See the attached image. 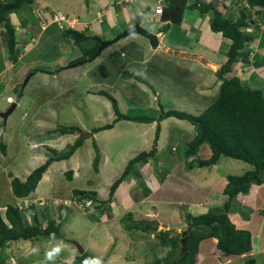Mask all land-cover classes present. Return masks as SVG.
Segmentation results:
<instances>
[{"label": "rangeland", "instance_id": "obj_1", "mask_svg": "<svg viewBox=\"0 0 264 264\" xmlns=\"http://www.w3.org/2000/svg\"><path fill=\"white\" fill-rule=\"evenodd\" d=\"M44 1L48 3V5L46 4L47 6L43 2L35 4L36 6L60 8L65 13L68 12L79 16H81V14L78 10H76V5L80 6L81 4L92 7L91 0ZM110 1H113L114 3L115 0ZM209 1H214V4L222 12H225L226 15H232L233 18L238 16L241 11H244V9H247L246 11L250 13L255 11V9L249 8L247 3H245L243 0H239L237 2L236 0H233L231 2V7L230 0ZM139 2H144V0H132L130 4H127V6H129L130 13L132 9H134V7L139 4ZM123 4H125V2L122 0L121 4L115 5L116 9L121 11ZM147 4L148 10H146L147 12L145 13L150 16L154 11V1L149 0ZM162 6L164 9L163 17L168 16L171 7L175 8L174 5H171L169 0L162 2ZM20 7L22 10L27 12L29 6L24 4ZM259 8L263 9L264 6ZM119 18L123 20L122 15H120ZM251 18H255V15L251 14ZM9 19L11 22V18ZM37 21L38 19L35 17V23H37ZM88 22V18H86V20L84 19L83 25H87L89 27V32L87 33L92 35L93 31L91 30V25H89ZM146 24L150 25L152 24V21L148 20L146 21ZM253 24L254 23H252V25ZM262 27L264 28V22ZM38 30L39 32L27 37L28 42L25 46L22 44L20 45V43L17 42L15 35L17 46L21 52L24 53V56H26V53L29 52L34 46L39 44L41 38H44V32L46 30L44 31L43 29H40V27ZM253 30L254 29L252 28L244 29V31L248 33H252ZM262 31L264 32V29H262ZM112 32L115 34L113 28L106 30L102 35H110ZM172 36H175L174 40L177 42H186L185 38L176 31H173V35L168 34L167 39L171 40ZM212 40H214V45L216 48L221 46L223 51L227 49L228 46L222 43V41L225 42L226 39L223 38L219 33H215V36L212 35ZM164 42L166 43V41ZM69 46L73 49L72 51L74 54L78 53V49L76 47H72V45L66 44L65 49H68ZM133 46L135 47L136 51H143V48L134 45V43H127L123 49V53H135V51H132ZM116 49H118V47H116ZM199 49L204 50L205 48L198 47L197 50ZM211 49L214 50L213 44ZM117 52L118 54L121 53V51ZM32 54L33 52H30L28 56ZM38 54H41V52L35 49L34 55ZM53 54L54 52L48 51V55H46V57L52 56ZM139 55H141V53H139ZM212 55H215V53ZM54 57L55 56L51 58ZM70 57H72V55H70ZM252 57L253 53L250 50L249 59L251 61ZM21 58L18 57L16 66L9 69L2 77V80L6 81V79L12 74L17 75L16 70L18 69L20 72L16 76L17 78L13 80L14 82L16 81L15 84H17V86L15 85L16 88L14 93L16 96L19 91H22V94L24 95L23 99L17 106H15L6 120L0 117V142H2L1 144L4 143L5 145L4 151L0 148V190H2V192L6 191L9 188L8 186H11L10 181L12 177L16 176L19 179L24 180L27 175L37 168V166L44 163L52 156L54 158V153L50 151L51 148L58 152H65L68 150L69 145L74 142V140L79 135V132L61 134L59 131H57L60 126H79L82 129L80 135L81 137H84V140L70 158L51 161L47 168V173L52 172L53 166H55L54 164L59 165L57 168V177L55 183L50 180H45L44 178H41L37 183L34 189L35 197L38 196L42 199L48 198L49 201L69 202V199L73 201L74 190L94 191L93 189L98 190L100 187H104L106 191H109V187L124 170L127 161L137 155L138 152H140L139 149L143 147L145 136L141 132L148 134V142L150 141L154 146V143H156L154 134L158 121L144 123L120 120L117 123V126L121 127V130L116 134L119 136L113 135L112 132H108L111 131L109 128L99 131V133H97L99 140L96 139L95 136H97V134L93 133L92 128L101 124L103 125L105 123H110L115 117L110 102L105 97L96 94L97 90L104 89L110 92L117 99L119 110L122 113L129 115H150L157 117L162 109L167 110L170 108L179 110L183 109L187 112L195 114V112H198L199 108L202 107H195L194 105H191V100L194 97V93L190 91L188 96L185 97L189 101L181 100L180 97H184L185 95L181 96L178 93L180 92L178 91L180 89L177 88H180L182 82H190L192 80L190 77L194 78V74L196 73L197 69L194 70V66L192 68L193 61H185L177 55L169 54L161 50L154 52L153 56H149L146 64H140L137 66L140 70L141 77L139 79L141 81L137 79L125 81L122 76L129 74V68H127L125 71L122 67L120 68V66L107 65L106 68L108 71L106 74H104L105 83L95 82L93 79H90V75L92 77L93 74V72H89V70L92 69V62L87 61L81 65L79 64L77 67L81 73H78V70H72L63 75H59L56 78H52L51 76L44 75L42 72H37L33 76H30L31 78H29L24 84L25 77L30 73L27 74L26 72L24 75L22 69L18 68L17 65H20L18 62ZM26 58L27 57L24 58V61ZM221 60V62H223V58ZM75 62H79V59ZM10 64L11 61H7V65ZM101 65H103V63H101ZM67 67L65 68L69 69L70 67L75 66L68 65ZM198 69L199 71L206 70L205 67ZM60 71L61 70L59 69V72ZM119 71H121V74L118 76ZM256 71L259 72V70ZM197 79H199V77H197ZM142 81H145L146 84ZM170 86H172V91L169 93L168 90L170 88L168 87ZM216 89L218 88H215V86L211 87V92H215L210 96V102L208 104L214 100L217 94ZM87 90L91 91L89 92L90 94L94 92L95 95L91 96L87 94ZM153 91H157L158 93H152ZM205 91L206 90L204 89L199 92L203 94ZM1 96V106L4 107L3 111H6L10 107L12 101L7 104L3 94ZM175 119L176 118L174 117H168L167 119H162L159 121V125L162 126L161 131L164 135L162 136L164 137V140L158 142L157 150L155 151L150 144L151 148L147 151V160L152 168H155V170L157 169V176L154 179L159 180L161 178L163 175L161 171L165 172L167 170L170 172V178H166L162 183V192L165 193L166 198L169 197L168 199L172 201V194L182 196L184 200L188 201L187 203H192L188 204L189 207H191L192 215H200L207 211L208 204L213 205L214 202L220 200L222 197L223 201L227 198L226 195L221 192L222 194L218 195V198L215 197V200L211 201V185H215L216 183L219 184L223 181L225 182L226 177L229 174H242L244 171L250 169L251 166L242 160L222 156L217 164L212 166L209 164L207 167L198 168V165L196 164L198 159L195 157H188L187 159L193 163V166H188V170L183 172L181 169L182 162L186 159V157L183 156L185 148L184 144L189 140L188 125L190 128H192V126L187 121L184 122L181 119H178L181 121L176 122ZM184 129H186L188 133ZM179 136L183 138V144L180 143ZM51 143L54 145H51ZM94 143L96 144V147L100 153L99 162L97 164V170L99 171L95 170V168L92 166L93 158L96 154L93 147ZM102 143L105 144L102 145ZM72 158L74 160L76 159L75 162L77 161V165L72 163ZM137 164H135L134 170L138 169ZM77 167H79V169H77ZM69 170H72L70 176L72 177V180L68 179L67 173ZM179 173L181 174L179 175ZM142 174L144 173L142 172ZM145 179L149 180L152 178L147 176ZM108 181L110 183L108 187L105 186L106 184L103 185ZM142 182V184H146L145 180ZM135 183V180L128 181L126 183V190H129L130 186ZM194 183L197 185L199 184L203 191L202 189L195 188ZM262 185L264 187V184H261L260 186ZM263 187H259L258 189L251 187L249 189V197L243 200L241 199L240 201L238 198H236V200L234 199L232 201V210L229 212V219L235 224L234 218L237 219V217L240 215V211L238 209L241 208V206L242 208L249 206L251 201H249L248 198L253 199L252 196L256 191L254 198L258 201V208H262L260 210V214L258 213L256 216L255 212L254 215H252L248 209L245 212L248 217H251V220L247 221V227H245L250 231L251 234L252 231L254 233V229L250 228L249 226L254 224V220H258L259 222L264 220ZM146 188L147 186L143 187L144 190H146ZM147 191H149V187ZM2 192H0V194ZM159 192L162 193L161 191ZM133 194L129 192L127 195H125V198L127 199L128 197L130 200H132L134 199L133 196L138 195V192H134ZM2 197L3 196H1V198ZM150 197L151 198L145 202L142 207L145 208L150 206L151 200L156 197V193H153ZM205 197H207L206 201L204 200ZM15 199L16 198L12 200ZM86 199V201H88L86 205L81 206L80 203L77 202V208L73 207L72 209H65V213L67 214H64V217L61 220L60 236H39L38 238L32 240L20 239L9 242V245H4L0 248V255L2 259L6 260L8 264H25V262H28L29 264H55L57 260H59L57 264H80V262L77 260V257H75L76 255L73 253H70L69 255H72V257L67 259V256L69 255L66 254L67 252H65L64 247H60V242L69 244L68 247L74 249L77 253L79 251L78 245L82 249H89L91 243L93 245L92 247L95 249H99L98 244L101 246L106 245V247H109L108 252H105V255L102 256L101 253H99V250H93V248L90 247V249L94 251L93 253H95V256L98 258H96L91 252L87 251L96 260L102 262L103 264H143L144 261H148L152 264L157 259H161V263L166 264L164 263L165 261L177 258V253L174 255L172 251L168 250L169 247L162 246L160 244V239L155 236L159 230L169 229L163 224H166V222L169 223V220H171L169 216L170 207H167L164 204L166 209L163 210L164 213H162L163 211L161 212V210L158 211V214H160L158 218L154 215L148 216L153 214L155 211L154 210L150 214H145L142 211H139L140 214L135 215L134 213L132 219L128 220L125 217L126 213L124 210L120 214V217L114 219V221L119 220L121 230L123 232L126 230L125 223H131L130 221H138L146 218L147 220H157L160 222L158 225H155V231H151L149 233H145L144 230L143 232L129 230L124 234H120L114 226L105 228L103 224H100L102 223V221H100V217L104 214L102 208L100 206H93L94 204L96 205L98 203H92V199L87 197ZM201 199L204 201L201 205H194V203ZM24 201L25 199H23V202ZM105 201L108 202L107 199H105ZM223 201L217 206L221 207ZM19 202V200H16L15 202L13 201V204L17 205ZM173 203L174 202H172V206H176V204L173 205ZM142 204L143 203H141V205ZM61 205H63V203H61ZM101 205L103 206L102 203ZM158 208L163 209V205L160 204ZM57 210H59V207L54 203L47 207V209L44 211L30 208L28 214H23V220L29 222L31 212H34L38 213V219L42 224L44 223L42 214H44L45 222L47 223L53 218L54 214L55 216L58 215ZM73 211L74 213H71ZM132 212L137 211L135 209V211ZM109 215L110 213L108 212L107 216L109 217ZM185 216L186 213L181 215L178 220L180 222L183 221ZM255 217H257V219H255ZM94 224L96 225L94 226ZM117 226H119V224ZM171 232L173 234L175 233L174 230ZM176 232H179V230L176 229ZM118 233L120 236H117ZM110 235L111 237L117 236L118 239L111 242V238L109 239ZM258 245V241L253 244L255 248L258 247ZM204 248L205 247L201 246L200 244V252L205 253L206 250ZM262 249V251H256L247 257H243L241 255H228L225 257L221 255V258L220 255H217V253L214 252V249L213 254L211 253V249H207L209 254L203 258H200L199 255L197 264H246V259L248 257L253 259V264H264V248ZM11 256L14 258V263H10L9 259ZM106 256L110 257L109 260H107V263L100 259L103 258L105 261ZM165 258L166 260H164Z\"/></svg>", "mask_w": 264, "mask_h": 264}, {"label": "trees", "instance_id": "obj_2", "mask_svg": "<svg viewBox=\"0 0 264 264\" xmlns=\"http://www.w3.org/2000/svg\"><path fill=\"white\" fill-rule=\"evenodd\" d=\"M32 1L33 0H13L2 2L0 0V27L3 29L7 57L12 63H17L20 49L15 40V28L10 22L9 15L24 3L29 4L32 3ZM164 1L165 0H156V3L159 4L160 2L162 4ZM169 1L171 2V0ZM182 2H186V8L188 10H196L201 15L208 14L210 31L212 33H219L230 41L229 44L227 43V50H225L226 60L216 71V78L220 80V84L214 100L210 104L206 101L202 109L195 112V114L183 109L170 108L167 110L162 109L157 117L150 115H129L119 110L118 101L110 92L101 89L97 90L96 94L105 97L110 102L115 117L110 123L92 128L93 133L103 129H109L116 121L121 119L144 123L158 121L155 128V139H157L160 132L159 121L168 117H174L184 120V122L187 121L192 125L193 136L184 144L183 156L186 158H197L198 161L196 164L199 167H207L209 164L210 166L215 165L222 156L242 160L250 164L251 168L244 171L242 174L227 175L226 182L222 188V193L226 195L227 198L223 201L221 207H211L200 215H192V213L186 212L184 218L192 223V235L186 242L187 254L184 258L178 259V256L181 254L179 244L180 233L176 232V229L171 228L168 230H159L157 232L155 236L160 239V244L169 247L168 250L172 251L174 255L177 253V258L165 261L164 263L166 264H172L173 262H175V264H197L199 260V244L202 240L208 238H215L217 240L213 249L220 257L221 255H243L249 252L252 246L251 233L247 229L237 228L235 224L230 221L229 212L233 206L232 201L234 199L236 200L238 194H247L252 186L264 184V92L261 89H254L243 85L240 78L235 74L225 77L226 74L231 72V66L234 63H248L247 60H249L250 57V49L247 48V44L250 43L255 35L254 33L252 34L244 31V28H250V25L254 23V20L251 18V13L247 12V9H244L238 16L233 18L232 15H226L225 12H222L214 4V1L182 0ZM245 2L249 8L255 9L257 13L259 12L256 7L260 10L259 7L264 6V0H245ZM146 10H148V8H146ZM66 14L71 15V13L68 12H66ZM53 28L54 29L51 31H58L60 38L68 41L71 40L72 47H76L82 51V55L68 62L67 66L78 59L79 61L88 59L97 50L99 45L97 37L87 33V29H67L61 31L55 27ZM115 53L110 55L111 57L108 61H105L106 63L102 67H100V65L96 68L99 73L93 75V81L105 82V76L100 73L99 68L103 71L104 67L107 65L110 66V64L113 66H120V68L122 67L121 62L123 63L127 57L124 58L121 56V59H119L121 53ZM42 55L43 54H41V56ZM46 55H48V52L43 55L45 61L47 60L46 58L51 57H46ZM115 58L117 60H115ZM256 64L258 65V63ZM64 67L54 68L51 65L37 64L27 69L26 72L32 75L37 72L53 73ZM189 87L190 85L182 84V87L178 88L180 89L178 93L181 96L185 95L183 99H186V101H189L185 98L188 96ZM22 95V91H19L15 96L16 101H18ZM57 131L61 134L79 132V135L74 142L69 145L68 150L65 152H58L51 148L50 151L54 153V158L52 156L44 163L37 166V168L27 175L24 180L16 176L12 177L10 181L11 192L15 197H24L34 191L51 161L70 158L84 140V137L80 135L82 129L79 126H60ZM179 141L183 144V138L179 139ZM1 143L2 142H0V148L4 151L5 145ZM93 147L96 154L93 158L92 166L97 170L100 153L95 143ZM204 151L209 152L206 158L201 157ZM147 156L148 152L140 151L127 161L124 170L109 187V200L113 197L115 189L122 180L125 179L127 175L136 171L134 170L135 164L147 161ZM71 172L72 171L69 170L67 173L68 179H71ZM141 182L140 177H137V184ZM144 186L146 185L144 184ZM147 189L148 187L145 191H147ZM73 193L74 198L81 203H85L87 197L92 199V203L97 202L98 204L94 205L100 206L102 211L106 208L107 201L99 200L95 191L74 190ZM136 197L137 196H133L134 199L131 201H134ZM248 211L250 212V210ZM23 213V210L14 205L13 202L6 204L4 216L0 214V248L7 245L9 242L20 239L32 240L39 236L61 235L60 224L63 218L56 221L52 218L46 225H42L39 223L38 216L35 213L31 215L29 222L23 220ZM132 216V211H127L125 214L127 220L132 219ZM245 217L248 216L245 215ZM144 220L145 219L130 221L131 223L127 224L125 223L126 231L137 230L143 232L144 230L145 233L155 231L156 226L146 223ZM172 230L175 231L174 234L171 232ZM77 260L80 264H103L87 251L78 254ZM164 260H166V258ZM5 261L6 260H3L0 255V264H4ZM253 263L254 261L251 257L246 259V264ZM143 264L151 263L144 261ZM152 264H162L161 259H157Z\"/></svg>", "mask_w": 264, "mask_h": 264}, {"label": "crops", "instance_id": "obj_3", "mask_svg": "<svg viewBox=\"0 0 264 264\" xmlns=\"http://www.w3.org/2000/svg\"><path fill=\"white\" fill-rule=\"evenodd\" d=\"M1 1L6 2V1H13V0H1ZM91 1H92V7L84 6L81 4H80V6L76 5L77 6L76 10H78L80 12L81 16L75 15V14H71V15L77 16L83 22H84V19L86 20V18H88L89 19L88 24L91 25V30L93 31L92 35H95L100 40L111 39L115 35H117L119 32H121L125 28H127L128 26L133 25L135 23V16L139 13H142L141 24L145 28H147V30H149V31H151L157 35L158 45L156 48H151L148 40L145 37L140 36V35L135 34V33L130 34L127 37H124V38L118 40L117 42L109 45L108 47L104 48L101 51L100 55L97 56V57H101V58L96 57L92 60H87L88 62L89 61L92 62V64H91L92 69L89 70V72L91 71V72H93V74H92V77L90 75V79H93L94 73H99V71H97L98 69L96 70V68H98L101 65V63H103V65H104L106 63L105 61H108L109 58L111 57L110 55L115 53L117 50H120L121 54L119 56L120 58L119 57L118 58L121 59V56L124 58L127 57L126 60L123 61V63L121 62L122 68L125 71L127 70V68L130 69L129 74L124 75L123 79L125 81H129L130 79L131 80L132 79L140 80L139 79L141 77L140 70L137 66L140 64L141 65L146 64L147 63L146 61L148 60L149 56H153L154 52L161 50V51L167 52L169 54L177 55L185 61H190V60L193 61L192 68L194 66V70L197 69L196 73L194 74V78H191L189 76L190 79H192L190 82H182L181 83V86H182V84L190 85L189 91L194 93V97L191 100V105H194L195 107L196 106H199V107L202 106L203 107L204 106L203 104L206 103V101H207V103L210 102V96L212 95V93L215 92V91L211 92V87L215 86V88H218V86L220 84V80H218L216 78V71L225 62L226 55H225V51L222 50L221 46L219 48H216V46L214 45V40H212V35L215 36V33H212L209 29V15L208 14L201 15L196 10H188L186 8V5H187L186 2L183 3L182 0H171V5H174L175 8L171 7V10L169 11V14L167 17H163L164 10H163V13L159 14V15L154 14V11H153L152 15H150V16L147 15L145 13L147 11H145V10H146V8H148L147 3L149 2V0H144V2H139V4L136 5V7H134V9H132L131 13L129 11V6H127V4H130L132 2V0H129V1L123 0V2H125V4L122 5L121 11L117 10L115 5L121 4L122 0H117V1L115 0L114 3H113V1H110V0H91ZM153 1H154V8H155L157 3H156V0H153ZM39 2H43V3H45V5L46 4L48 5V3L44 0H33L32 3H29V4L24 3V4H27L29 6L27 12L22 10L21 7H18L17 10H15L14 12H12L9 15V18H11V20H12L11 22L15 27V35L17 38V42L20 43V45L21 44L24 46L27 45V42H28L27 37L30 35L31 36L34 35V33L39 32V30L37 28V23H35V16H34V12H33L34 7L36 6L35 3H39ZM58 9H60V8H58ZM256 9L259 13H257L256 11L251 12V14L255 15V18H252L254 20V24L251 26V28L254 29L253 31H254L255 37L253 36L254 39H252L250 41V43L247 44V48H249L253 53L252 61L249 59V60H247L248 63H243V64L242 63H234L231 66V72L229 74H226L225 77H229L230 75L235 74L236 76H238L240 78L241 83L243 85L254 88V89L255 88L261 89L264 92V32L262 31V29H264L262 27V24L264 22V8L258 10V7H256ZM121 12H122V14H121ZM120 15L123 16V20H121L119 18ZM148 20L152 21V24L147 25L146 21H148ZM96 23H97V25H96ZM92 25H93V27H92ZM53 27L54 26H51L47 31L44 32V38H41L39 44H37L29 52H27L26 56H24V53H22L21 50L19 51V58H21V57L22 58L19 59L18 63H20L21 66L20 65H17V66H18V68L22 69V72L24 75L26 74L27 69H29V68L37 65V64H44L47 66L51 65L54 68L55 67H64V66L67 67L68 62H70L71 60H74V59L78 58L80 55H82V51L79 49H78L77 54L73 53V51H72L73 49L70 46L68 47V49H65L66 44L71 45V40L68 41L66 39L60 38L58 31L57 32L51 31L52 29H54ZM111 28L114 29L115 34H113V32H112L110 35H102L106 30H109ZM87 30L89 32V29H87ZM173 31H176L177 33L181 34L185 38L186 42H184V43H181V41L177 42L176 40H174L175 36H172L171 40L167 39V35L168 34L173 35ZM252 34H253V32H252ZM258 38H260V39H258ZM164 41H166V43ZM229 42L230 41L228 39H226L225 42L222 41V43H224L225 45H227V43L229 44ZM127 43H130V44L134 43V45H137L138 47L143 48V51H136L135 47L133 46L132 51H135V53L128 54L126 52L124 54L123 49L125 48ZM212 44H213L214 50L211 49ZM116 47H118V49H116ZM198 47L199 48L204 47L205 49L204 50L203 49L197 50ZM35 49L40 51L41 54H43V55H44V53H47L48 51L54 52V54L51 57H53V56H55V57L54 58L48 57V58H46L47 60L45 61L43 59V55L42 56H41V54L34 55ZM46 49H47V51H46ZM144 50H145V52H144ZM66 51H68V52H66ZM30 52H33V54L28 56V54ZM139 53H141V55H139ZM213 53H215V55H212ZM70 55H72V57H70ZM23 57L24 58L27 57L25 61L23 60L24 59ZM224 57H225V59H224ZM116 58H115V60H117ZM222 58H223V62H221ZM7 61L10 62L8 60V57H7V49L5 47L3 29L0 27V100L2 99L1 95L3 94V97H5L7 104L10 101H15L16 106H17L24 97V95H22L20 97V99L18 101H16L15 93H14L17 84H15L16 81L14 82L13 80L15 78H17L16 76L18 75V73L20 71H18V69H17L16 70L17 75L12 74L11 76H9V78L6 79V81H3L2 77H3L4 73H6L12 67L16 66V63H12V62L10 65H7ZM87 61H84L83 63H85ZM256 63H258V65ZM103 65H101L100 67H102ZM78 66L79 65H76L75 67H70L69 69H67L68 67L67 68L64 67V69H60L61 70L60 72L57 71V72H53V73H44V75H48V76H51L52 78L53 77L56 78L59 75H63L65 73H68L69 71L78 70L77 69ZM110 66H113V65L110 64ZM202 67H205L206 70L205 71H199L198 68H202ZM99 70L103 76L108 71L106 69V67H104L103 71L101 68H99ZM142 70H144V69H142ZM256 70H259V72H257ZM78 73H81V71L78 70ZM120 74H121V71H119L118 76ZM33 75H31V76H33ZM97 75H99V74H97ZM197 77H199V79H197ZM17 82H19V81H17ZM95 82H100V81H95ZM142 82H145V81H142ZM100 83H105V82L102 81ZM127 83L130 84L129 82H127ZM145 84H146V82H145ZM216 84H217V87H216ZM168 88H170L168 90V92L170 93L172 91V86H170ZM177 88H179V87H177ZM204 89L206 91L203 94L199 92V91L204 90ZM89 92H91V91L87 90V94H89L91 96L95 95L94 92H92L91 94ZM152 93L157 94L158 92L153 91ZM180 98H181V100H184V101L186 100V99H183L184 97H180ZM202 107L199 108V111H200V109H202ZM3 108L4 107L1 106V102H0V111H3ZM121 120H123V119H121ZM119 121L120 120L116 121L114 123V125L110 128L111 131H108V132H112L113 135H116L117 133H119L121 130V127L117 126V123ZM175 121L180 122L181 120L175 119ZM182 121H184V120H182ZM161 128H162V126H160V132H159L157 139H155V134H154V139L156 140V143H154V146L150 141L148 142V134L147 133L144 134L143 132H141L145 136V140L143 141V147L139 149L140 151L147 152L151 148V146H152V148H154V151L157 150L158 142L161 140H164V137H162L164 135L162 134ZM184 130L187 131L186 129H184ZM188 131H189V133H188ZM188 131H187V133H188L189 139H190V137L192 138V136H193V127L190 128L188 125ZM3 133H4V130H3ZM97 133H99V131L96 132V134ZM116 136H119V135H116ZM95 137H96V139L99 140L98 134ZM120 137H123V136H120ZM179 137L181 139V136H179ZM52 144L53 143H51V145ZM103 144H105V143H102V145ZM150 144H151V146H150ZM106 149H107V147H106ZM207 152L208 151H204L203 156H201V157L206 158L209 155V153H207ZM152 154H154V153H152ZM75 160L72 158V163L74 165L77 163V161L75 162ZM171 163H173V162H171ZM54 165L55 166H53L52 172L47 173L46 172L47 170H46L43 173L44 175H42L43 176V177H41L42 179L44 178L45 180H50V181L55 183L56 177H57V168L59 167V165L58 164H54ZM172 165H174V164H172ZM137 166H138V169L135 172H133L131 175H127L126 178L123 179L122 182L117 186V188L115 189V191L113 193V197L110 200L108 197L109 191H106L104 189V187H100L98 190L93 189L97 193V198L99 200H103V201H105V199L109 200L106 203V208L103 210L104 214L101 215V217H100V221H102V223H100V224H103L105 228H107V227L109 228L110 226L111 227L114 226L115 229H117L120 234H124L126 232V230L124 232L121 230L119 220L114 221L115 218L120 217V214L124 210H125L124 212L126 213L127 211H130V209H131V211H135V209H136L137 212H133V214L135 213V215L140 214L139 211H142L145 214H150V213H152V211L155 210L153 214H150L148 216L154 215L158 218V216L160 215V214H158V211L161 210V212H162L163 210H165L166 209V207H164V204H165L167 207H170L169 216L171 218V220H169L170 221L169 223L166 222V224L165 223L163 224L164 226H166V228H168V226L171 224H175V223L180 222L178 220V218L181 215L185 214L186 212L192 213L191 207H189V205H188V204H192V203H187L188 201L184 200L182 198V196H177V195H173V194L171 195V197H172V201H171L168 199L169 197L166 198L165 193L162 192V188H163L162 183L164 182V180L166 178H170V175H169L170 172L169 171H167V170L165 172L161 171V173L163 175L158 180V179H154L157 176L156 175L157 169L155 170V168H152L151 165L149 164L148 160L145 162L138 163ZM188 166H193V163L189 159L186 158L182 162L181 169L183 170V172H186L188 170V168H187ZM197 167L202 168L199 166H197ZM77 169H79V167H77ZM97 171H99V170H97ZM142 172L144 174H142ZM180 174L181 173H179V175ZM147 176L151 177L152 179L146 180L145 178ZM137 177H140L141 181H144V180L146 181L145 185L147 187H149V191H145L143 189V187H144V184H142L143 182H141L140 184H136L137 183ZM71 180H72V177H71ZM133 180H135L136 183L132 184L130 186L129 190H126V186H127L126 183L128 181H133ZM225 182L223 181L219 184L216 183L215 185H211V187H210L211 188V196H212L211 201L215 200V197L218 198V195L222 194L221 192H222V188H223ZM109 184L110 183L108 181L107 183H104L103 185L108 187ZM8 187L9 188L6 191L2 192V190H0V192H2L0 194V214L2 211L1 215H3V216H4L5 206L7 203H12L13 201L15 202L17 199H22V198H17L15 196H13V194L11 192V186H8ZM194 187L197 189L198 188L202 189L199 186V184L197 185L194 183ZM252 187L255 189H258L259 187H263V185L262 186H260V185L255 186L254 185ZM159 191H161L162 193H160ZM202 191H203V189H202ZM129 192L131 194L134 192H138V195L134 201H131L128 197H127V199L125 198L126 197L125 195H127ZM153 193H156V197L151 200V203H150L151 205L148 207H145V208L142 207L145 204V202H147L151 198L150 196ZM34 194H35V191L31 192L29 197L34 198V199L40 198L38 196L35 197ZM251 195H252V193H251ZM255 195H256V191L252 196L253 199L248 198L249 201H251V203H249L250 204L249 206H245V208H242V206H241V208L238 209L240 211V215L237 217V219L234 218V222L236 224L235 225L236 227L246 229L245 227H247V224H248L247 221L251 220V217H245V215H246L245 212L247 209L250 210V213L252 215H254L255 212H256V216L258 215V213L260 214V210L262 208H258L259 205H258V201L254 198ZM1 196H3V197L1 198ZM249 196H250L249 193L241 195L238 197V200H240V199L243 200ZM14 198H16V199L12 200ZM206 198L207 197L204 198L205 201H206ZM222 201H223V197L220 200H217L216 202H214L213 205H219ZM109 202H111L112 204ZM172 202H174L173 205L176 204V206H172ZM203 202L204 201H202V199H201V200H198L196 203H194V205L198 204V206H199ZM141 203H143V204L141 205ZM160 204L163 205V209L158 208V206ZM183 206H186V207H183ZM211 206L212 205L208 204L207 210L210 209ZM137 207H139V208H137ZM108 212L110 213L109 217L107 216ZM71 213H74V211ZM162 213H164V211ZM172 213H173V215H172ZM145 214H143V215H145ZM195 215H197V214H195ZM54 216H55V214H54ZM54 216H53V218H54ZM145 216H147V215H145ZM263 216H264V214H263ZM255 219H257V217H255ZM184 220H185V218H184ZM118 224L120 227L117 226ZM95 225L96 224H94V226ZM249 227L254 229V233L252 231V234H251L252 235V237H251L252 246H251V250L249 252L241 255L243 257L250 256L252 253H254L256 251H262L263 250L262 248H264V235H263L264 220L261 222H259L258 220H254V224H252V226H249ZM119 233L117 236H120ZM107 234H109V233H107ZM117 236L111 237V235H110L109 239L111 238L110 239L111 242L113 240L116 241L118 239ZM216 241L217 240L215 238H208V239H204L200 242L201 246H204L205 247L204 249L206 250L205 253L200 252V250H199L200 258L206 257V255L209 254L207 249H211L212 250L211 253L213 254V248H214ZM256 241H258L259 245H258V247L255 248L253 246V244H255ZM70 243H72V242H70ZM200 244H199V247H200ZM7 245H9V243H7ZM60 245H61L60 247H64L65 252H67L66 253L67 255H69L70 253H73L76 255V256L75 255L74 256L77 257V255L80 254L79 251L77 253L74 249L69 248L68 247L69 244H65L63 242H60ZM92 246L93 245L91 243V246H89V249L83 248V250L91 252L94 256H95V253H93L94 252L93 250H97V251L99 250V253H101V256H102V255H105V252H108V248H109V247H106V245L101 246L99 244H98L99 249H95ZM90 247H92L93 250H91ZM71 257H72V255H69V256H67V259L71 258ZM96 258H98V257H96ZM109 258L110 257L106 256L105 261L103 258H100V259L103 262L107 263V260H109ZM58 261L59 260H57L55 264H57ZM26 263L29 264L28 262H25V264ZM4 264H8V262L5 261ZM35 264H37V263H35ZM107 264H109V263H107ZM220 264H222V263H220Z\"/></svg>", "mask_w": 264, "mask_h": 264}, {"label": "water", "instance_id": "obj_4", "mask_svg": "<svg viewBox=\"0 0 264 264\" xmlns=\"http://www.w3.org/2000/svg\"><path fill=\"white\" fill-rule=\"evenodd\" d=\"M140 17H141V15H137L136 16V21H135V23L132 26H129L126 29H124L123 31L119 32L113 38L108 39V40L97 39L98 43H99V45L97 47V50L95 51V53L91 57L88 58V60H92V59L96 58L97 56L100 55L101 51L104 48H106L109 45L117 42L118 40L126 37L127 35H130V34H133V33L139 34V35L145 37L148 40L149 45L151 46V48H156L157 45H158L157 35L155 33L150 32L149 30H147L146 28H144L140 24ZM81 63H83V61L71 64V66H76V65L81 64ZM30 76H31V73L28 74L25 77L24 84L27 82V80L30 78ZM15 106H16V103L12 102L10 107L6 111L0 112V117L2 119L6 120L7 117L9 116V114L15 108ZM146 222L151 224V225H158V223H159V221H157V220H151V221H146ZM168 228L169 229L170 228H175V229H178L179 232H180L179 244H180L181 254H180L178 259H182L187 254L186 242L192 235V233H191L192 223L190 221H181L179 223H175V224L169 225ZM78 249H79L80 253L83 252L82 248L79 245H78ZM172 264H175V262H173Z\"/></svg>", "mask_w": 264, "mask_h": 264}, {"label": "built area", "instance_id": "obj_5", "mask_svg": "<svg viewBox=\"0 0 264 264\" xmlns=\"http://www.w3.org/2000/svg\"><path fill=\"white\" fill-rule=\"evenodd\" d=\"M34 16L38 19L37 26L44 31L48 29L49 26L54 25L57 29L64 31L67 29L78 30L84 27L83 23L79 21L78 18L69 16L61 10H55L46 6H35L33 9ZM156 14L162 13V7L158 6L155 9ZM22 203V204H21ZM24 203V204H23ZM31 203L30 200H25V202H19L18 207L22 209L24 206H28ZM43 203V202H40ZM10 262L14 263V258L10 257Z\"/></svg>", "mask_w": 264, "mask_h": 264}, {"label": "clouds", "instance_id": "obj_6", "mask_svg": "<svg viewBox=\"0 0 264 264\" xmlns=\"http://www.w3.org/2000/svg\"><path fill=\"white\" fill-rule=\"evenodd\" d=\"M233 0H230V7H231V2H232ZM237 1H239V0H236V2ZM244 2H245V0H243ZM246 3V2H245ZM158 6H161L162 7V13H163V6H162V4L159 2V4H157L156 6H155V8H154V14H156L155 13V9H156V7H158ZM233 6V5H232ZM51 8V7H50ZM52 9H55V10H61V9H58V8H52ZM62 11V10H61ZM64 12V11H63ZM65 13V12H64ZM161 13V14H162ZM66 14V13H65ZM137 15H141L142 16V13H139V14H137ZM136 15V16H137ZM156 15H159V14H156ZM69 16H73V15H69ZM136 16H135V21H136ZM73 17H76V18H78L77 16H73ZM79 19V18H78ZM79 21L81 22V23H83V21H81L80 19H79ZM140 24H141V17H140ZM142 25V24H141ZM51 26H54V25H51ZM51 26H49L48 27V29L51 27ZM132 26V25H131ZM143 26V25H142ZM250 26H252V25H250ZM55 27V26H54ZM129 27V26H128ZM144 27V26H143ZM56 28V27H55ZM145 28V27H144ZM245 28H248V27H245ZM244 28V29H245ZM251 28V27H250ZM47 29V30H48ZM83 29H89V27L87 26V25H85L84 27H82L81 28V30H83ZM126 29V28H125ZM147 29V28H146ZM78 30H80V29H78ZM151 32V31H150ZM153 33V32H152ZM139 35V34H138ZM141 36V35H140ZM97 39H99V38H97ZM226 39V38H225ZM88 59H86V60H82L83 62L84 61H87ZM80 62V61H79ZM76 63H78V62H76ZM72 64H74V63H72ZM79 65V64H78ZM69 66H71V64L69 65ZM220 68V67H219ZM218 68V69H219ZM12 102H15V101H12ZM16 103V102H15ZM0 112H3V111H0ZM33 192V191H32ZM249 193V192H248ZM247 193V194H248ZM241 195H244V194H238L237 195V197L236 198H238L239 196H241ZM30 196V194L29 195H27V196H24V197H20V198H22V199H17V200H19V201H21L22 200V202H23V199H25V200H30L31 201V203L28 205V206H24V207H22V209L21 210H23V214H28L29 212V209L31 208V209H34V210H36V209H38V210H45V209H47V207H49L51 204H56L58 207H59V210H57V213H58V215H56V216H54V219H55V221L56 220H58V219H60V218H63L64 217V214H66L65 213V209H72L73 207H78L77 205H76V203L77 202H79L80 203V205L81 206H83V205H86L85 203H88V201H86L85 203H81L80 201H78V200H76L75 198H74V200L73 201H71L70 199H69V202H57V201H49V199L48 198H46V199H42V198H38V199H34V198H31V197H29ZM29 197V198H28ZM18 198V197H17ZM241 200V199H240ZM239 200V201H240ZM25 202V201H24ZM40 202H43V203H40ZM61 203H63V205H61ZM45 205V206H44ZM76 205V206H75ZM220 205V204H219ZM16 206H18V204L16 205ZM47 206V207H46ZM93 206H95V205H93ZM218 207L217 205H212L211 207ZM210 207V208H211ZM81 210V209H80ZM232 210V209H231ZM34 214V212H31V215H33ZM36 215L38 214V213H35ZM41 214H42V212H41ZM31 215H30V217H31ZM43 215V219H44V223L42 224L40 221H39V223L40 224H42V225H46L47 223L45 222V218H44V214H42ZM39 220V219H38ZM145 220H146V218H145ZM144 220V221H145ZM146 221H151V220H146ZM145 221V222H146ZM184 221H188V220H184ZM147 223V222H146ZM171 229V228H170ZM175 229V228H174ZM240 229V228H239ZM180 233V232H179ZM83 250V249H82ZM83 252H84V250H83ZM80 253V252H79ZM81 254V253H80Z\"/></svg>", "mask_w": 264, "mask_h": 264}, {"label": "flooded vegetation", "instance_id": "obj_7", "mask_svg": "<svg viewBox=\"0 0 264 264\" xmlns=\"http://www.w3.org/2000/svg\"><path fill=\"white\" fill-rule=\"evenodd\" d=\"M146 221V220H145Z\"/></svg>", "mask_w": 264, "mask_h": 264}]
</instances>
